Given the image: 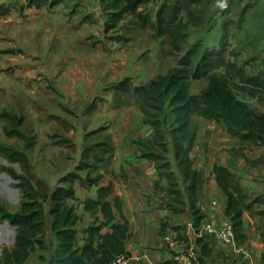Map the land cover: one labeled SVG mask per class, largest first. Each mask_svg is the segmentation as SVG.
<instances>
[{"label":"rangeland","instance_id":"1","mask_svg":"<svg viewBox=\"0 0 264 264\" xmlns=\"http://www.w3.org/2000/svg\"><path fill=\"white\" fill-rule=\"evenodd\" d=\"M143 1L135 14L113 7L112 0L84 4L76 0H26V8L34 9L25 13L21 6L20 12L11 11L13 6L19 7L18 1L0 2V147L25 154L22 161L11 162L0 153V202L9 212L18 211L24 200L23 190L11 174L26 178L37 197L70 185L81 187L86 195L90 187L87 180L100 184L112 168L117 142L122 140H129L142 154H160L162 160L157 164L169 186L170 206L178 212L190 210L189 201L184 202L186 182L173 161L177 137L174 116L161 115V138H156L153 128L143 123L141 100L133 92L117 91L116 86L124 80L132 86H145L158 75L182 68L181 60L195 45H200L201 51L219 49L223 18H214V1L194 0L190 8L199 17L196 22L187 15L189 0ZM177 1L183 2L177 39L157 35L155 15ZM258 4L260 12L249 10L246 14L245 29L251 32L264 24V1ZM240 9L235 6L227 17L237 20ZM245 40L243 35L235 40L230 37L227 51L235 54L245 47ZM249 50L242 51L239 62L246 60ZM256 70L257 66H248L246 74ZM205 86L203 79L191 81L189 92L199 94ZM245 101L251 109L260 108L262 103L258 98ZM3 113L16 120L2 117ZM148 127L151 132L146 135ZM16 129L24 139L12 135ZM142 134L145 139H141ZM75 196L67 204L78 213L81 202ZM43 207L45 218L52 217L50 204ZM8 226H3L7 244L1 250L11 249L14 243L16 233ZM82 236L77 232L78 245H82Z\"/></svg>","mask_w":264,"mask_h":264},{"label":"trees","instance_id":"2","mask_svg":"<svg viewBox=\"0 0 264 264\" xmlns=\"http://www.w3.org/2000/svg\"><path fill=\"white\" fill-rule=\"evenodd\" d=\"M258 2L246 3L238 12L237 20L227 17L231 11L229 6L223 9L220 16L223 18L220 26L223 44L219 49L201 51L200 45H195L181 60L182 68L158 75L145 86H132L129 80H124L116 86L117 91L133 92L141 100L143 123L153 128L156 138H161L159 128L164 120L161 115L171 113L174 116L177 134L174 159L180 166L184 181L188 183L189 208L193 212L195 222L200 220L196 205L203 184V174L192 169L189 159V153L195 143V134L190 131L191 117L196 115L222 124L225 132L240 143L264 148V114L254 112L245 101V98L261 99L264 95V71L261 68L260 57L264 52V24L261 28H255L254 32L245 29L247 12L256 10L257 13V10L259 12L262 10ZM143 4V0H112L113 7L129 14H135ZM182 4L183 2L177 1V4L157 12L155 15L157 35L177 39L175 34L180 32L183 23L180 19ZM193 4L194 0H189L187 15L190 20L196 22L199 17L190 8ZM261 16L263 14H260L259 18ZM146 21L143 19V22ZM256 25L254 23V27ZM242 35L246 39L245 47L235 54L228 52L226 48L228 39L231 37L235 40ZM245 49L251 50L248 51L246 60L239 62L238 59ZM251 65L257 66V70L247 75L246 67ZM202 79L206 81L205 88L199 94H191L189 92L191 81ZM239 95L242 98H239ZM5 116L16 120L13 115L3 113L2 117ZM12 135L20 139L25 138L17 129L13 130ZM0 153L11 162L22 161L25 157L21 152L4 147H0ZM143 157L154 162L162 160L151 151L144 153ZM213 174L225 197V214L231 220L235 241L242 243L245 240L241 228L242 213L257 199L251 200L234 185L227 169L214 166ZM11 176L18 181V187L23 190L24 200L19 210L13 213L0 202V219L14 227L16 233L12 248L5 247L1 250L0 264H24L32 252L44 248L45 203L50 204L51 228L58 240L56 264H110L116 256L128 254L125 251V243L129 238L128 224L123 215L121 201L114 196L112 184L103 186L85 179L90 186L96 185L95 197L82 202V211L89 214L93 221L83 230L85 238H82V245H78L77 231L73 229L79 218L77 209L67 204L68 200L76 199L73 186L57 187L51 193H39L37 197V193L26 178L14 174ZM72 178L83 180L80 176ZM115 211L119 213L122 222L115 218ZM105 228L108 230L102 232ZM159 233L164 234L163 227ZM205 255L206 251L202 250L201 257Z\"/></svg>","mask_w":264,"mask_h":264},{"label":"crops","instance_id":"3","mask_svg":"<svg viewBox=\"0 0 264 264\" xmlns=\"http://www.w3.org/2000/svg\"><path fill=\"white\" fill-rule=\"evenodd\" d=\"M5 1L8 0H0L1 3ZM9 1H18L20 4L18 8L15 6L11 8L14 13L16 10L21 11L20 6L23 7V13L34 9L26 8L29 0ZM76 1H82L84 4L95 0ZM248 1L214 0L211 12L216 11L214 17L217 18L228 6L231 10L235 6L243 8ZM260 57L261 68L264 71V52ZM261 102L260 108L252 107L258 114H264V95ZM206 124L207 128L203 127ZM190 131L195 134V143L189 153L191 167L203 174V184L196 205L200 216L198 222H195L191 210L178 212L170 206L168 201L171 195L167 190L169 186L160 176L157 162L144 158V153L137 150L129 140L117 142L118 153L113 157L112 168L101 177L100 184L103 186L112 184L114 196L121 201L129 229L125 251L139 258L138 264H172V257L176 253L192 254L200 261L202 258V264H264V148L250 146L248 143L240 144L225 132L222 124L199 116L191 117ZM150 132L148 127L146 135ZM144 134L141 139H145ZM149 138L151 139V136ZM154 154L160 156L159 153ZM214 166L227 169L231 177H234V185L251 200L257 199L242 213L241 228L245 237L242 243L236 241L234 244L223 243L213 233L205 231V227L209 226L216 232L226 218L225 197L213 174ZM74 190L81 203L78 207L79 218L73 229L84 235L83 230L89 227L93 220L89 214L82 211V202L84 199L95 197L96 186L86 188V195L81 187L76 189L74 186ZM187 201L188 196L184 202L187 204ZM213 201L217 202L216 206L212 205ZM114 216L122 222L117 211L114 212ZM4 225L8 226V223L6 221L0 223V250L2 245L7 244L4 239ZM51 226L52 217L47 216L43 232L44 248L32 252L24 264H56L58 240ZM161 227L164 229L163 235L159 233ZM10 229L11 233L15 234V228ZM107 230L105 228L102 232ZM6 233H9V230H6ZM165 236L170 237L172 245L165 240ZM82 237L85 238V235ZM202 250L207 253L204 257H201Z\"/></svg>","mask_w":264,"mask_h":264},{"label":"built area","instance_id":"4","mask_svg":"<svg viewBox=\"0 0 264 264\" xmlns=\"http://www.w3.org/2000/svg\"><path fill=\"white\" fill-rule=\"evenodd\" d=\"M213 206L217 205L216 201L212 202ZM225 209V207H224ZM205 231L209 233H213L218 240L227 244H234L235 237L233 232L232 223L229 217L226 216L225 220L221 223L220 227L214 232L209 226L205 227ZM165 240L172 245V240L169 236L164 237ZM139 258L129 255V254H121L116 256L110 264H138ZM172 264H202L200 259L192 254L185 253H176L172 257Z\"/></svg>","mask_w":264,"mask_h":264},{"label":"clouds","instance_id":"5","mask_svg":"<svg viewBox=\"0 0 264 264\" xmlns=\"http://www.w3.org/2000/svg\"><path fill=\"white\" fill-rule=\"evenodd\" d=\"M221 7H223V5H221Z\"/></svg>","mask_w":264,"mask_h":264}]
</instances>
